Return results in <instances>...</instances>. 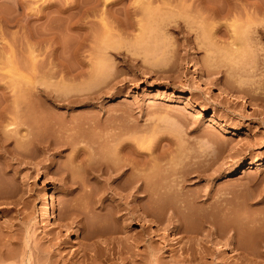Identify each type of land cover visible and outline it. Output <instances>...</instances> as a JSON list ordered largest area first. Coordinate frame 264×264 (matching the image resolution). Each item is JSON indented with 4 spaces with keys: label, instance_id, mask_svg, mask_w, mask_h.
<instances>
[{
    "label": "rangeland",
    "instance_id": "obj_1",
    "mask_svg": "<svg viewBox=\"0 0 264 264\" xmlns=\"http://www.w3.org/2000/svg\"><path fill=\"white\" fill-rule=\"evenodd\" d=\"M141 1L0 0V92L31 85L47 106L29 113L33 139H12L27 155L0 164V264H264V41L248 4L207 0L203 19L190 0ZM119 139L147 164L124 181H161L159 202L92 174Z\"/></svg>",
    "mask_w": 264,
    "mask_h": 264
},
{
    "label": "bare ground",
    "instance_id": "obj_2",
    "mask_svg": "<svg viewBox=\"0 0 264 264\" xmlns=\"http://www.w3.org/2000/svg\"><path fill=\"white\" fill-rule=\"evenodd\" d=\"M122 0H113V1H108V0H105V2H104V5L105 6H114V5H116V4H118V3H120ZM138 1V0H137ZM139 1H141V0H139ZM212 1V0H211ZM211 1H207V0H190V2H188V4H186L185 5V7H188V9H193V10H195V11H197L198 13H200L199 14V16L200 15H202V14H204V13H210V12H217V9H219V8H217V7H219V5L216 3L215 4V2L213 3V2H211ZM236 1H245L244 3H245V5H247L248 4V7L247 8H251L250 10L249 9H247L246 10V14H247V22L246 23H248V27H249V31H250V33L252 32V34L254 33V34H256V33H258L259 34V40H261L262 42L264 41V23H263V20H264V0H236ZM142 2V1H141ZM217 2V1H216ZM143 3V2H142ZM222 3H223V1H222ZM227 2L225 1V4H226ZM139 4V3H138ZM228 4L230 5V7L232 6L233 8L234 7H236V6H234V5H237L238 3H236L235 2V0H229V2H228ZM227 4V5H228ZM240 4H242V3H240ZM78 5V4H77ZM223 5V4H222ZM244 4L242 5V6H245ZM249 5H250V7H249ZM136 6V5H135ZM217 6V7H216ZM221 6V5H220ZM239 6V5H238ZM242 6H240L241 8H242ZM74 7H75V5H74ZM222 7V6H221ZM220 7V8H221ZM228 7V6H227ZM246 7V6H245ZM223 9H224V5H223V7H222ZM227 9V8H226ZM229 10H230V8H229ZM232 10V9H231ZM230 10V11H231ZM235 10V9H234ZM243 10H245V9H243ZM219 12V11H218ZM208 15V14H207ZM210 15V14H209ZM211 15H212V13H211ZM214 16V15H213ZM202 17V16H201ZM215 17V16H214ZM211 18V17H210ZM203 19H205V14H204V18ZM202 19V20H203ZM262 20V21H261ZM215 23V22H214ZM209 24V23H208ZM213 24V23H212ZM211 24V25H212ZM210 24L208 25V26H211ZM215 25H216V23H215ZM245 25V24H244ZM217 26V25H216ZM246 26V25H245ZM176 27H177V25H176ZM179 27V26H178ZM180 27H181V25H180ZM185 28V27H184ZM215 26H212L211 27V29H210V32H208V33H210V38L209 39H211L210 40V42H209V46H210V48H211V50L212 51H214V49H212V48H214L215 47V44H216V36L217 35H215L216 34V30H215ZM177 29V28H176ZM183 29V28H182ZM248 30V29H247ZM184 32V31H183ZM248 32V31H247ZM236 33H238L237 31H236ZM236 33H234V34H236ZM244 33V32H243ZM249 33V34H250ZM184 35V34H183ZM186 36V35H185ZM191 36V35H190ZM236 36H237V34H236ZM250 36V35H249ZM249 36H247L246 35V37H248L249 38ZM241 37V36H240ZM243 37V36H242ZM245 37V36H244ZM246 37H245V40H246ZM250 37H252V40L253 39H255L254 37H255V35H252V36H250ZM186 38H187V40H188V36H186ZM215 38V39H214ZM261 38V39H260ZM208 39V40H209ZM218 39V38H217ZM240 39V38H239ZM250 39V38H249ZM249 39L247 40L248 42H250L251 41V44H252V42L254 41H252V40H250L249 41ZM257 39V38H256ZM263 39V40H262ZM214 40H215V43H214ZM238 40V39H237ZM243 42H245V41H243ZM257 42L258 41H256V43H255V47L257 46ZM213 43H214V46H213ZM254 43V42H253ZM264 43V42H263ZM246 44H247V42H246ZM258 44H259V42H258ZM110 45V44H109ZM114 45V44H113ZM233 46H232V48L233 49H237L236 51H238V49H239V47L235 44V43H233L232 44ZM249 45H250V43H249ZM252 45H254V44H252ZM251 45V46H252ZM260 45V44H259ZM213 46V47H212ZM262 46V45H261ZM264 46V45H263ZM112 47H114V46H112ZM209 48V47H208ZM257 48V47H256ZM255 48V51H258V49H256ZM258 48H259V46H258ZM246 49V48H245ZM264 49V48H263ZM253 50V49H252ZM259 50H260V48H259ZM258 52H260V51H258ZM260 54V53H259ZM240 56V55H239ZM247 71V70H246ZM248 72V71H247ZM253 75V74H252ZM205 80H208V79H206L205 78ZM254 83H255V81H253ZM252 82V83H253ZM28 85V84H27ZM247 87V86H246ZM250 87V86H249ZM248 87V88H249ZM247 88V89H248ZM16 88L14 87V89H11V90H8V91H5V90H2L1 92H0V94L3 96V99H5V101H6V99L8 98V99H10V97H14V99L12 100V101H14L13 102V104H12V106H10V107H7V105L6 106H2L3 108L2 109H0V164H2L1 166L3 167V169L2 170H4V168L6 167V168H11V166H12V163H11V159H7L6 158V155H8V157H9V155L10 156H12L11 158H13L12 159V161L15 159V160H17V161H22L21 160V157L22 156H24L25 154H26V152L24 151V149H22L21 148V146L19 147L18 146V143L19 144H22V143H20L21 141H23V139H25L26 140V138L25 137H27L28 135H32V137H30V139L32 138H34L35 136H33V133L35 132L34 131V127H32V126H34V125H32L31 123H30V121H31V118H30V115L32 114L31 112H33V114H34V112H36L35 113V118L37 117H40L39 115H41V118L42 117H44L45 119L47 118V117H45L46 115H45V112H46V110H47V106H46V104L44 103V101H42L41 99H40V97L41 96H43V93L44 92H40V90L39 91H36L35 90V87H34V89L31 87V85H30V87H25V88H19V89H17V90H15ZM48 90V89H47ZM250 90V89H249ZM245 91V90H244ZM46 96H49L47 93L45 94ZM61 96V95H60ZM45 97V96H44ZM43 97V98H44ZM61 98V97H60ZM65 98V97H64ZM12 99V98H11ZM10 99V100H11ZM67 99V98H66ZM70 99V98H69ZM73 100V99H72ZM66 101V100H65ZM7 102V101H6ZM5 102V103H6ZM73 102V101H72ZM70 103V102H69ZM2 104V103H1ZM48 105V104H47ZM8 106H9V104H8ZM49 106V105H48ZM41 108V110L40 111H38V108ZM35 109V111H33ZM37 110V111H36ZM29 113H31L30 115H29ZM45 115V116H43V115ZM32 116V115H31ZM48 116V115H47ZM41 118H38V119H41ZM43 119V118H42ZM45 119H43V120H45ZM37 122L39 121V120H36ZM35 121V122H36ZM40 122V121H39ZM43 122V121H42ZM34 123V122H33ZM24 126V128L26 129V133L25 134H22V135H17L20 131H21V129H19V127L20 126ZM22 132V131H21ZM20 132V133H21ZM12 139H13V142L15 141V142H18L17 143V145L15 144L14 145V147L13 146H11V144L13 143L12 142ZM27 139H28V137H27ZM29 139V140H30ZM118 139V138H117ZM35 140H37V139H35ZM39 140V139H38ZM48 140H50V139H48ZM46 141L45 139H44V141L42 140V141H38V142H34V143H36V145H35V147L36 148H38V149H40L41 151L43 150V153H45V152H47L48 150H50V149H54L55 148V146H57L56 145V143L55 142H51V140H50V142L49 141ZM115 140V139H114ZM31 141V140H30ZM29 141V142H30ZM33 141V140H32ZM31 141V143H33ZM26 143H28L27 141H26ZM26 143H25V145H26ZM115 143V142H114ZM61 144V143H60ZM59 144V145H60ZM113 144V143H112ZM33 145V144H32ZM23 146H24V142H23ZM25 147V146H24ZM23 147V148H24ZM34 147V146H33ZM62 147V146H61ZM127 147H129V145H128V143L126 142V140H123V139H121V141H120V139L118 140V143L115 145V147L113 146V148L112 147H110L111 149L109 150V151H111L112 149H113V156H114V159H113V162L111 161L110 163H108L109 161V159L107 160L108 162H107V165L105 166V168H99V169H93L92 167L90 168V169H93L92 170V174H94V176L96 177V178H100L101 176H103V175H106L107 176V179H109L110 181L112 180L113 182H115L116 184H115V188H116V190L117 189H121V190H131L130 191V193H129V195L130 194H133L134 195V197H136L138 200H139V202H142V200L144 199V198H148V199H155V200H157L158 199V202L160 201L159 199V197L162 195V192H163V194L166 192V190H167V188L166 189H164L165 187L164 186H162L161 185V181H160V183L158 182H156V183H154L153 182V185H151L152 187L150 188V187H147L148 186V184L150 183L149 182V180L147 181L148 183H146V179H147V177H148V175H146V174H144V173H142L143 171H141L140 173H138L135 177H134V179H132V180H130V182H129V180L127 181H124L125 180V178L127 179V177H125V175L127 174V171L129 170V168H130V163H131V161H130V157H129V154L127 153V151H126V149H127ZM57 148V147H56ZM55 148V149H56ZM82 148H84V147H82ZM79 149V148H78ZM77 149V150H78ZM26 150V149H25ZM27 151V150H26ZM78 151H81V149L80 150H78ZM140 151V150H139ZM139 151H137L136 153H134V154H137L138 155V157L139 156H143L144 157V155H143V153L142 152H139ZM78 153H80V152H78ZM84 153H85V151H84ZM108 153V152H107ZM110 153V152H109ZM111 153H110V155H111ZM82 154V153H81ZM80 154V157H82L81 159H83L82 161L79 159V161H80V163H82L83 164V162H84V160H85V158H83L84 156H82ZM27 155V154H26ZM85 155V154H84ZM108 155V154H107ZM109 157H112V156H109ZM110 160H112V158L110 159ZM142 163H143V161H142ZM142 163H139L137 160L135 161V163L134 162H132L131 163V165L133 164V165H137V168L139 169H141V170H143V168H145L146 167V163L144 164H142ZM106 164V163H105ZM104 164V165H105ZM159 164V163H158ZM90 165V164H89ZM91 166V165H90ZM154 166V165H153ZM158 166H160V165H158ZM157 167V166H156ZM87 168V167H86ZM8 170V169H7ZM136 170V169H135ZM145 170V169H144ZM91 171V170H90ZM65 172V171H64ZM135 173V172H134ZM230 173H231V171H230ZM229 174V173H228ZM128 175V174H127ZM147 176V177H146ZM157 176V175H156ZM156 176H153L154 178L156 177ZM131 177V176H130ZM129 177V178H130ZM146 177V178H145ZM173 178V177H172ZM119 180V181H118ZM171 180H173V179H171ZM175 180V182H176V180H177V178H175L174 179ZM111 181V182H112ZM118 183H117V182ZM185 181V180H184ZM72 182H74V181H72ZM174 182V183H175ZM179 182V181H178ZM71 183V182H70ZM179 184V183H178ZM71 185H72V183H71ZM164 187V188H163ZM175 187H176V185H175ZM84 188V187H83ZM169 188V187H168ZM173 188V186H172V184H171V189ZM114 189V188H113ZM163 189H164V191H163ZM176 189V188H175ZM128 191V192H129ZM176 191H178V190H176ZM127 192V191H126ZM140 193V194H139ZM147 199V200H148ZM97 204H98V206H97V208H99V210L100 211H102V210H104L105 208H107L106 207V204H105V199H104V197L103 196H101L99 199H97ZM155 202V201H154ZM119 208V207H118ZM121 208V207H120ZM119 208V209H120ZM98 210V211H99ZM72 211V210H71ZM78 212H80V211H78V209H75V210H73V214H74V218H78L79 216H81V215H79L78 216ZM176 212V211H175ZM100 213V212H99ZM145 213V212H144ZM72 214V213H71ZM73 214L71 215V216H73ZM177 214V213H176ZM175 214V215H176ZM70 215V214H69ZM134 215V214H133ZM47 216L50 218L51 217V213L49 212L48 213V211H47ZM144 216H145V214H144ZM177 216V215H176ZM175 216V217H176ZM82 217V216H81ZM73 218V219H74ZM83 218L81 219H79V220H75V222H76V224L78 225V224H80V228H81V231L82 230H85L84 229V225H83ZM63 221H64V219H63ZM65 223H67V222H65ZM65 223H63V224H60V225H65ZM70 223V222H69ZM72 223V222H71ZM70 223V224H71ZM180 224V223H179ZM176 225V224H175ZM67 226H68V224H67ZM70 226V225H69ZM71 226H72V224H71ZM180 229V227H179V225H178V227H177V229ZM176 229V230H177ZM103 231H105V230H103ZM108 231V230H107ZM83 232V231H82ZM101 232H102V230H101ZM100 232V234L99 235H103L104 236V234H107V233H104L103 234V232L101 233ZM98 233V232H97ZM98 236V235H97ZM109 236H110V234H109ZM110 238L111 237H107V241L105 242L106 243V245H108L109 243V240H110ZM106 240V239H105ZM104 242V241H103ZM96 246H98V245H96ZM100 248V247H99Z\"/></svg>",
    "mask_w": 264,
    "mask_h": 264
}]
</instances>
